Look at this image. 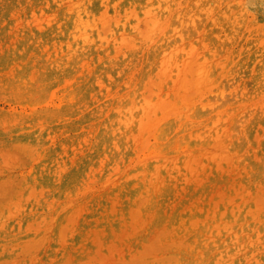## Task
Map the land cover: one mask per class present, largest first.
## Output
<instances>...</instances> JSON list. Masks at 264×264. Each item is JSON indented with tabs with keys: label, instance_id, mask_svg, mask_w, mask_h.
Segmentation results:
<instances>
[{
	"label": "rangeland",
	"instance_id": "obj_1",
	"mask_svg": "<svg viewBox=\"0 0 264 264\" xmlns=\"http://www.w3.org/2000/svg\"><path fill=\"white\" fill-rule=\"evenodd\" d=\"M0 264H264V0H0Z\"/></svg>",
	"mask_w": 264,
	"mask_h": 264
}]
</instances>
